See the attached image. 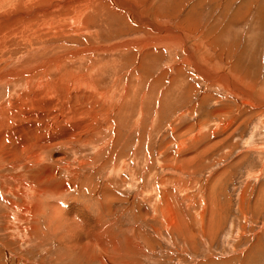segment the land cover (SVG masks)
I'll return each mask as SVG.
<instances>
[{
  "label": "rangeland",
  "instance_id": "obj_1",
  "mask_svg": "<svg viewBox=\"0 0 264 264\" xmlns=\"http://www.w3.org/2000/svg\"><path fill=\"white\" fill-rule=\"evenodd\" d=\"M60 1L0 10V75L33 74L0 82V106L28 92L26 104L38 83L56 79L65 82L57 91L83 77L94 89L69 90L65 106L83 111L82 127L73 130L74 117L51 122L76 136L47 150L56 178L46 202L39 193L25 201L48 216L71 210L75 224L100 217L117 243L112 264H264V0H90L76 30L41 28L67 16ZM4 123L0 176L17 173L13 161L32 176L25 150L3 146L23 122ZM9 198L0 194V264H62L56 238L41 237L46 218L37 217L39 238L8 236Z\"/></svg>",
  "mask_w": 264,
  "mask_h": 264
},
{
  "label": "bare ground",
  "instance_id": "obj_2",
  "mask_svg": "<svg viewBox=\"0 0 264 264\" xmlns=\"http://www.w3.org/2000/svg\"><path fill=\"white\" fill-rule=\"evenodd\" d=\"M63 1L64 0H61L59 5L62 4L63 7L65 6L68 9V11L66 13L67 16H65L64 18L63 17H58L55 20L54 19L47 20V21L42 23V27L41 28L49 27V29L50 28H55L54 30H56V28L58 26V29H63V27L66 26L67 24H68V27H69V31L70 30L73 31V30H76L77 28H79L78 24L83 21V20L82 21L80 20L81 19L80 17H83L84 10H85V12H87L89 10L88 9L86 11V8L88 6L90 7V3H89L90 0H78L79 1V5H76V6L74 5V0L66 1L65 3ZM35 2H37V0H35ZM82 4H83L82 9H78ZM91 4H92V2H91ZM15 5H18V6L21 7L22 5L24 6V2H22V0H0V10L3 7H10V6H13L14 9H15ZM55 6H56V4H55ZM62 6H60V8H62ZM69 9H70V11H69ZM51 10H52V8H51ZM69 14H71V17H68ZM69 20H70V22H69ZM1 23H3V21ZM56 24H58V25H56ZM61 25H64V26H61ZM40 26H41V24H40ZM38 27H37V29H38ZM0 29H1V27H0ZM58 29H57V31H58ZM26 30H28V29H26ZM57 31L55 32V35H57L58 33L62 34V30L61 31L59 30V32H57ZM63 31H65V30H63ZM27 32H29V30ZM41 32H44V30L43 31L41 30ZM51 32H54V31H51ZM76 32L78 33V31H76ZM40 34H42V33H40ZM44 34H45V32H44ZM24 40H26L27 42L30 43L28 37H24ZM123 44H121V46H123ZM142 47L144 48V45ZM184 47H186V46H184ZM115 48H116V46H115ZM72 55H73V53H72ZM63 57H64V55H63ZM66 58H64V59H66ZM68 58H69V56H68ZM58 60H59V58H58ZM49 62L53 63L52 60L49 61ZM57 65L55 64V66H57ZM61 65H63V64H61ZM37 66H39V65H37ZM44 67H46V65ZM44 67H42V68L45 69ZM197 67H198V65H197ZM35 68H39V67H35ZM61 69H63V68L61 67ZM11 70H14V69L12 68ZM9 71H7V72H9ZM31 71H32L31 69L21 68L20 67L19 69H17V72L14 71V72L5 73L3 75H0V82L7 81V80L10 81L13 78H18L20 76H23L24 74H26L25 76H27V75H29L31 73ZM34 71H35V69H34ZM60 73L62 74L61 71H60ZM64 73H65V71H64ZM78 76H80V75H77V77ZM46 77L48 78V76H46ZM73 77H72V79H73ZM33 78H35V77L33 76ZM43 78H44V82H43ZM43 78H42L41 81L44 84L45 82H47V79H45V77H43ZM28 80H31V78H29ZM56 80H54L50 84H46V85L44 84L42 87H41V85H42L41 83H38V84L36 83L37 84V89L36 90L33 89L35 92L32 91L31 92V96L29 95L27 100L24 99L25 100L24 102L25 103L27 102L26 104H22V102H23L22 99L26 95L29 94L28 92H27L28 94L26 93V94H23V95H11L10 97L8 96L9 101L6 104V108H5V106H0V126L1 127H2V125H3V127L5 125H7L4 122L9 123L10 125L16 124L18 122H23V125L17 124V126H16L17 128L12 133L13 139H11L8 144L5 143L3 146L8 148L10 145H13L16 148H19L20 151L25 150L26 155L24 156L23 159L26 158V163H27L28 167L30 169H34L35 170V172H34V174L32 176L25 175L24 173L20 172V169L22 167L21 162L20 161H13L12 164H10V168L13 169V170L18 169V170H15V171H17V173L16 174H12L11 176H8V177L5 176V175L4 176H0V194L3 193V194H6V195H8L10 197L8 199V203L6 205L8 206L7 208L10 209L11 215H10V213H7L10 216L8 215L7 225L4 228L8 232V236L12 240H16L17 238H20V240H18V241H21V240L24 241V238L27 235H29L31 238L34 235L39 238L37 229L40 230L41 228H38V226L36 225V224H38V220H40L37 217H40L43 220H45L44 218H46L47 219L46 220L47 223L45 224V230H47V232H46L47 234H43V236H41V237H44V239H47V240L51 239L52 237L56 238V240H55L56 244H57L58 247H60V249H59L60 252H58V253L61 254V256L58 255V257L60 256L59 261L62 264H65V263L69 264L73 258H74L75 263H77V264H80V261H86L87 264H89V263H92V264H112L111 262L113 260H112V257L110 256V254H111L110 252H113V251L116 252L117 251V243L115 242L114 236L111 233H108L106 231V229L103 226V223L101 222V220H98L100 217H97L98 219L95 217L96 220L93 219L94 222H90V223L87 222V221H84L81 218L82 219V220H80L81 222L79 224L78 223L75 224V222L77 220H74V218H72V217H74V215L72 214V211L71 210L66 211V213L64 215H61L58 212V210L56 209V208L59 207V206L56 207V205H57L56 203H55L56 205L55 204L54 205H55V207H56L55 209L57 211L54 209V211L52 212L51 209L47 208V209H49V212L47 211L48 214H49V216H48L47 213H45V212L42 213V211L44 209L41 211L42 207H40L41 206L40 204H39L40 205L39 206L38 203H34V202L32 203L31 201H30L31 203H29V202L25 201L26 198H30V199L34 198V195L36 193H37V195L40 194V198H42V199H44V197H46V195H44L45 193L46 194L48 193L47 194L48 196H49L50 192L52 193L50 188L46 187L47 183H49L51 180H54V178H56V177H54L55 176L54 172H56V171L53 170L52 168H50L49 165H48V162H47V159H48L47 156L52 152L50 149L53 148V147H51V146L60 147L61 148L62 146L65 145L66 141L71 140L74 136H76V132L75 131L71 132V133L68 132V131L57 132V130L54 128L55 125L53 127L51 125V122H58L59 119L62 118V120H64V121H62L61 123H58L57 125L63 126V125L69 124L71 119L74 117L73 120H72V123H74L75 128L72 127L73 130H77L78 129L80 131L79 128L82 127V124L78 120V118L81 117V115L83 114V111H80V109L79 110L77 109L78 111L77 110L75 111V109L65 106V104H66L65 101L69 100L70 96H71L69 90L72 91L73 89H75V87H77V89L84 90V91L88 92V89H89V91L91 89H93V84L91 83L92 80H89V78H84L83 77V78H79V79L75 78L74 82H72V80H71L70 82H72L73 84H70V86H66V87L64 86L65 88H63V89H60V88H62V87H60L59 90L57 91L58 87L60 85H62L61 83L64 82V81L60 82V81H58L59 79H56ZM66 80L67 79H65V81ZM7 83H8V81H7ZM64 83H63V85H67V84H64ZM74 84H77V85L73 87ZM23 89L24 88H22V90ZM93 90H91L92 91L91 93L94 92ZM57 93H59V94H57ZM81 93H83V92L76 93V96L80 97ZM104 96H106V95L104 94L103 97ZM99 97L102 98L100 95H99ZM242 97L247 99L245 96H242ZM11 98H19V100L15 101L16 103H18V105L17 104H12L11 103L12 102ZM106 98H107V96H106ZM251 99L254 100L252 97H251ZM254 101H256V100H254ZM24 105H25V108H27V110L24 109ZM26 120L28 121L27 122V126L31 125V124H34V125L40 124V128H37L38 130L37 129H33V128L32 129H23L26 126V124H25ZM47 121L48 122L50 121V125L47 124ZM72 123H71V125H73ZM68 126H66V127H68ZM57 128H58V126H57ZM61 129H62V127H61ZM1 132H3V131H1ZM16 137H17V139H15ZM55 137H58V139H54ZM81 138H82V136H81ZM0 142H1V138H0ZM27 143L31 145L30 147L33 148L32 150H30V147H27L28 149L26 148L25 145H27ZM47 150H50L49 154H48ZM2 152H3V148H2V144H0V153H2ZM13 153H15V152H13ZM21 153L23 154V152H18V155L21 154ZM1 156H4V154H1L0 157ZM19 157H21V156H19ZM0 162H2L1 158H0ZM28 163H30V165ZM66 167H68V166H66ZM62 169H63V167H62ZM34 176L36 177V179H35L36 180L35 181L36 184H32V182H33L32 177L35 178ZM63 190H64V188H63ZM57 192H59V191H57ZM63 192H66V190L63 191ZM51 193H50V195H51ZM42 194L44 195V197H41V196H43ZM53 194H52L53 197L50 196V198H54V197L56 198L58 196V195L54 196L55 194L54 195ZM58 194H61V193H58ZM39 200H41V199H39ZM44 200L46 202V199H44ZM35 201H36V199H35ZM36 202H38V201H36ZM41 202H43V201H41ZM43 204H45V203H43ZM46 204L48 205L49 203H46ZM46 204L43 206L44 208L47 207ZM59 208H61V206ZM73 208H72V210H73ZM162 209H163V207H162ZM82 210H84V209H82ZM39 211L41 212L40 213L41 215L39 214ZM64 211L65 210L63 209L62 212H64ZM54 212H57V213L54 214ZM76 216L77 215H75V218H76ZM80 216H82V215H80ZM156 216L157 215H155V217ZM72 219L74 220V223L72 222ZM198 219H199V221H201L202 220V215H200L198 217ZM263 231H264V229H263ZM28 238H27V240H28ZM256 245H258V243L254 244V245L250 246L248 249H246L245 254L248 253L247 260H249L251 258L250 255L252 253H254L255 251L258 250V248L255 247ZM259 246H261V244ZM256 248H257V250H256ZM24 262H26V261H24ZM53 264H55V263H53Z\"/></svg>",
  "mask_w": 264,
  "mask_h": 264
},
{
  "label": "crops",
  "instance_id": "obj_3",
  "mask_svg": "<svg viewBox=\"0 0 264 264\" xmlns=\"http://www.w3.org/2000/svg\"><path fill=\"white\" fill-rule=\"evenodd\" d=\"M264 233V232H263ZM257 241H258V239H257Z\"/></svg>",
  "mask_w": 264,
  "mask_h": 264
}]
</instances>
